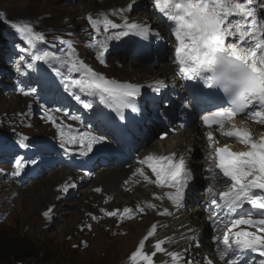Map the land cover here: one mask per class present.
<instances>
[{"label": "rangeland", "instance_id": "1", "mask_svg": "<svg viewBox=\"0 0 264 264\" xmlns=\"http://www.w3.org/2000/svg\"><path fill=\"white\" fill-rule=\"evenodd\" d=\"M83 1L90 4L88 11L87 9L82 10L84 5L81 3ZM100 1L107 2V0H0V17L18 38L15 44H9L7 37L3 36V41L0 43V243L6 240L16 242L18 245H25L31 249V254H34L36 250L40 251L36 257L15 258L13 255L7 254L2 257L0 264H130L131 253L136 250L139 241L153 224L158 226L157 232L146 242V251H152L151 246L155 244L156 240L170 239L172 243L165 245L169 251L182 254L185 252L182 240L185 235L180 230L181 223L174 224L168 215H160L164 209L159 207L161 200L154 198L157 191L150 184H147L143 189L151 195L149 197L151 203L157 205L156 209H150L154 219H133L130 224L118 226L119 219L108 217L98 209L99 214L103 216L100 218L102 224H95L96 221H92L91 215L94 210L97 212L98 203H103L100 196L119 201L127 205L128 208L134 209L133 199L142 195L135 193L124 197L123 194L129 191L125 182L135 172L129 168L136 169L141 165L136 160L126 163L122 167L123 169H119L121 162L118 165L112 159H116L118 155L112 156L108 163L103 164L106 157H102L101 153V155L91 156L92 158L87 162L82 161L80 163L82 169H91L94 164L93 168L101 171L107 169L125 171L127 172L126 177L122 181L116 182L109 180L110 178H107L108 181L106 178L103 179L105 181H101L98 180L100 179L97 178L98 176H86L87 173H79L82 170L71 172L70 169H65L62 165L65 161L70 160L68 158H79V154L74 156V151L71 155H65L64 150L59 146L60 138L57 129L44 119L45 112L52 110L57 117V123L71 124L79 132L87 131L86 123L79 122V125H82L80 127L71 118L78 117L77 110L79 111L80 107L83 108L82 104H79L70 93L65 90L67 94L62 92L64 83L67 81L66 68L57 64L49 67L42 61H33L31 55L49 51L57 56H62L67 50L66 44L62 41H72L77 54L84 62L88 57L91 59L98 57L99 50L95 46L98 38L93 33L87 16L88 14L93 15L92 8L99 9L104 6L98 5ZM124 1L130 4V0ZM147 2L153 14L150 15V19H145V21L148 20L147 24L151 27L153 34L147 38L129 35L115 40L104 51L106 65L102 64L103 71L97 69V72H103L102 74L109 79L124 83L135 81L132 84L144 85L145 83L141 82L145 76V70L156 71L154 69L158 70L171 62L169 66L171 71L169 70L167 77H159L158 81L169 85L177 79H182L174 63V37L170 35L165 20L161 22V15L155 10L153 0H147ZM254 2L264 4V0H254ZM261 14L264 15V13ZM145 15V8L140 2L136 7L131 6L128 19L133 22ZM141 21L142 19L138 22ZM159 22L166 26L163 38L169 42L160 41V38L154 34L157 32ZM14 23L31 24L36 32L43 34L44 41L38 42L35 49L30 48L21 39L18 31L12 27ZM22 49L28 50L22 51ZM28 64H33V67L28 68ZM57 68L65 76H57L55 71ZM129 68L136 69L135 71L141 73L136 72L132 75L128 73ZM72 78L76 79L77 77ZM157 86V83L152 87L144 85V88L141 89L143 94L141 93L134 101L138 111L133 112L127 108L128 113H122V115L126 118L128 116L135 118L134 124L138 126L141 115L150 112L151 106L155 103L154 98L157 97V94L154 93L151 98H148L143 89L149 88V91L156 92L154 88ZM165 90L162 87L159 92L165 94ZM26 92L27 95H25ZM68 94L69 96H67ZM77 94L81 95L82 100L92 104V119L89 121L93 126L91 132L107 138L110 128L112 139L107 141L108 144H102L111 147V152L116 151L113 135L119 131V128L112 110L100 104L98 98L88 97L79 92ZM56 109L60 111H55ZM21 135L29 137L26 141L27 147L19 146L18 140ZM175 138L171 136L168 139L170 142L167 148L173 144ZM154 142L150 146L154 144L156 147L153 149L155 150L159 147V140ZM119 152L124 154L123 151L119 150ZM90 154L92 153L90 152L88 155ZM21 157L26 161L35 160L36 162L26 164L23 169V171L26 170L24 173L21 172L19 176H13L11 173L15 171V160ZM95 161L103 165L100 166ZM144 167L147 169L146 166ZM74 173L85 176L86 180L85 178L80 180L79 176L75 177ZM56 174L62 175L61 177L64 179H54L53 176ZM52 180L54 186L51 184ZM65 183L74 184L75 187L64 192L61 190V186ZM97 188L102 191H95ZM36 190L38 191L35 192ZM46 192L47 194L50 192L51 197L43 200L42 196L45 197ZM40 196L42 200H40ZM38 201L43 206L38 207ZM117 205L111 206L110 210ZM193 206L198 205L189 204V208ZM49 210L51 211L49 212ZM45 212H49L48 217L44 215ZM96 215L98 214L96 213ZM203 218L206 220L205 214ZM89 225L92 229H86L85 226ZM173 231L177 232L174 234ZM201 234L200 230V239L203 241ZM205 237L207 238V234ZM208 242L207 245L202 246L207 249L206 254L209 258L212 246L210 240ZM189 243H192V240H189ZM169 259L167 255L159 253L155 257L156 264H169ZM185 260L190 264H203L205 261L203 256L193 260L191 254Z\"/></svg>", "mask_w": 264, "mask_h": 264}, {"label": "snow or ice", "instance_id": "2", "mask_svg": "<svg viewBox=\"0 0 264 264\" xmlns=\"http://www.w3.org/2000/svg\"><path fill=\"white\" fill-rule=\"evenodd\" d=\"M153 5L174 37V63L180 77L187 81H202L206 88L223 93V96H218V93L204 94L218 96L226 106L215 105L204 109L199 116L206 130L208 167L205 171L210 174L211 180L223 185L222 190L208 189L211 193L210 206L216 213L209 219L216 229H223V236L217 238L216 251L226 264H255L254 260L247 259L249 253L260 257L258 264H264V132L256 136L246 123L239 126L236 123V118L243 116L245 120L250 119L264 126V15L261 14L264 13V4H257L254 0H153ZM130 9L131 5L128 9H113L111 14L101 12L96 17L87 16L93 33L103 37L95 45L100 50L98 59L101 64L106 65L104 51L109 41L129 35L147 38L153 34L148 24L129 22L124 13ZM110 15L120 16L122 23H117ZM12 27L30 48L35 49L38 42L44 41L43 34L36 32L29 23H14ZM154 34L160 36L159 32ZM62 43L67 46L64 55L44 51L32 54L31 59L42 61L49 67L53 64L65 67L67 81L64 90L85 109H91L92 104L82 100L76 90L88 97L98 98L100 104L114 109L121 116L127 108L138 111L134 101L141 94L143 85L107 78L79 57L72 41ZM27 67L32 68L33 64ZM55 71L57 76L64 75L59 68ZM73 74H78L80 78H72ZM156 83V92L166 87L163 82ZM71 118L77 119L75 116ZM44 119L57 129L59 146L65 155L78 151L79 155L87 156L94 145L106 141V137L91 131L79 132L71 124L57 123L52 110L45 112ZM216 132L226 139L235 140L246 150L234 151L228 144L221 146ZM28 139L21 135L19 146L27 147ZM35 162L26 161L23 157L16 159L15 171L11 175L19 176L26 164ZM138 163L141 167L135 170L134 176L138 175L143 182L158 188L170 189L163 196L156 195L154 198H167L176 208L182 207L185 190L194 178L186 154L153 153ZM71 187L75 185L65 183L61 190L67 192ZM95 191L102 190L97 188ZM147 207L156 209L157 205L149 203ZM101 211L108 217L119 216L123 221L134 218L137 212L144 213L145 209L138 207L134 211L125 207L122 211ZM49 212L44 215L48 217ZM160 215L171 213L165 208ZM157 227L156 224L151 225L139 241L129 257L130 264H156L158 253L167 255L169 264H190L182 253L165 247L172 243L170 239H158L151 246L152 251L145 250L146 242L155 236ZM209 264L212 262L209 261Z\"/></svg>", "mask_w": 264, "mask_h": 264}, {"label": "bare ground", "instance_id": "3", "mask_svg": "<svg viewBox=\"0 0 264 264\" xmlns=\"http://www.w3.org/2000/svg\"><path fill=\"white\" fill-rule=\"evenodd\" d=\"M107 0V2L105 3L104 1L103 2H99L98 5H104L102 8H99V9H94L92 8L91 10H94L93 12V17H96L99 13L101 12H107L109 14H111V11L113 9H128V6L131 5V6H138L141 2V5L142 7L145 8V13L146 15L143 16V17H140L139 20L142 19L141 22L143 23H146L148 22V20L145 21V19H150V15L153 14V11L152 9L149 7L148 5V2L147 0H130V4L129 3H125L126 1L122 0ZM82 5H84L83 7V11H85L87 9L90 8V4H86V1H83V3H81ZM128 4V5H127ZM145 6H144V5ZM97 5V4H96ZM95 7H98V6H95ZM129 12L130 11H125L124 13V16H126L127 18H129ZM89 15V14H88ZM140 16V15H139ZM110 18L117 21V22H122V19L120 16H111L110 15ZM136 18V16H135ZM139 20H134L133 22H138ZM164 19H162L161 22H164L163 21ZM132 21V20H131ZM130 22V21H129ZM141 22H138V23H141ZM159 22V27H157V32L160 33V36L157 37V38H160V41H163L165 40L163 38V34L165 32V28L166 26L163 25V23ZM168 26V25H167ZM153 28V27H152ZM154 30V29H153ZM156 32V31H155ZM169 35V34H168ZM131 36V35H130ZM153 37V36H152ZM97 41L102 39L103 37L101 36H97ZM132 38V37H131ZM115 40H112V41H109L108 42V46L113 43ZM122 41V40H121ZM133 41V40H132ZM150 41V40H149ZM167 42H169L168 40H165ZM123 42V41H122ZM124 43V42H123ZM128 43V42H127ZM122 44V43H121ZM130 44V43H129ZM134 44V43H133ZM115 45V44H114ZM110 47V46H109ZM137 47V46H136ZM108 48V47H107ZM99 50V49H98ZM100 51V50H99ZM133 52V51H132ZM120 53V52H119ZM85 63L88 64L90 67H92L95 71H97V69L99 70H102L103 71V65L100 63V60L98 59V57H96L95 59H91V58H86L85 59ZM128 63V62H127ZM132 63V62H131ZM124 64V63H123ZM171 65V62L167 63L165 66H162L160 67V69H154L156 71H149V70H145V76L142 78V82L141 83H145L144 85H153L155 84L159 77H167L166 75L169 73V66ZM125 68V67H124ZM123 68V69H124ZM154 68V67H153ZM130 69V68H129ZM136 70V69H135ZM134 69H130V71L128 73L130 74H135L136 72H139V71H135ZM121 71V70H120ZM171 71V70H170ZM99 73H103L101 71H99ZM141 73V72H139ZM65 76V74H64ZM73 77H77V78H80L78 74H73ZM119 81V80H117ZM127 81H131V80H127ZM135 82V81H133ZM132 82V83H133ZM143 85V86H144ZM144 88V87H143ZM146 90H149V88H146ZM63 94H65L66 92L64 91V89L62 90ZM78 92V91H77ZM142 93V92H141ZM67 94V93H66ZM143 94V93H142ZM65 96V95H64ZM69 96V94L67 95ZM73 102V101H72ZM80 104V103H79ZM74 105V104H73ZM92 111L91 109H85V108H81L80 107V110L78 111L77 110V114H78V119H75L74 121H76V123L79 125V122L80 123H86L87 125V131H91V128H93V126L90 125L89 121L92 119ZM112 114V112H111ZM117 120V119H116ZM118 121V120H117ZM120 124L122 125V122H120ZM80 126V125H79ZM82 126V125H81ZM80 126V127H81ZM83 128V127H82ZM102 129L104 127H101ZM198 133V129L196 127L192 128V129H189V130H186L185 132H182L179 134V139L176 137L173 144L171 146H169L167 148V145L169 144L170 141H161L159 140V147L157 149H153V148H149L151 150L147 151V154H161L163 152V149H168V151H172L178 147H182V148H185L186 146H190V145H201L202 143L199 142L195 137H193V135L197 134ZM170 138V137H169ZM184 145H186L184 147ZM112 151V148L111 147H108L104 144H98L97 146H94L93 147V153H98V154H103V156H107V157H112V156H117L119 155L117 151H114V152H111ZM78 152V151H77ZM111 152V153H110ZM79 153V152H78ZM79 156V155H78ZM195 156H199V155H194ZM80 158L79 159H73V160H69V161H65V163L62 165L63 168L65 169H70L71 172H73V169H79L80 168V161H83V160H90V158H92L91 156H79ZM146 169V168H145ZM146 171V170H145ZM147 172L149 173V175H151V172L150 170H147ZM59 174H61L60 172H58ZM68 173V172H67ZM80 173V172H79ZM79 173L75 174L76 176L75 177H78L80 178V180H83L85 178V176H80ZM126 173L125 171H119V170H113V169H107V170H102L98 177L97 178H100L98 180H101V181H105L103 179H107V178H110L109 180H112V181H122L125 177H126ZM59 174H56L53 176L54 179H58L59 178H62L64 179L63 177H61L62 175H59ZM64 174V172H63ZM73 174V173H72ZM65 175V174H64ZM69 175V174H68ZM71 177V176H70ZM154 178V177H153ZM61 179V180H62ZM139 180L140 182L137 183L136 181ZM56 181V180H55ZM108 181V179L106 180ZM110 182V181H109ZM115 182V183H116ZM56 183V182H55ZM108 183V182H107ZM51 184H53V180L51 181ZM147 183L143 182L141 180L140 177H138V175L136 176H131L130 179L127 181L126 185L129 189L128 192L124 193L123 196H128L129 194L132 195V194H135V193H140L142 196L140 197H133V201H134V211H136V209L138 207H144L145 211L144 213H138L134 216V218L132 219H125L123 221H121L119 219V216H117L115 219H119L118 220V226L119 225H122V226H125L127 224H130V222L135 219V220H141V219H154L153 215L150 213V209L149 207H147V205L149 203H151L152 201L150 200L149 197H151V195L147 194L145 191H144V187L146 186ZM48 187H49V183L47 184ZM55 184H53L54 186ZM117 185V184H116ZM114 185V186H116ZM97 186V185H96ZM150 186L152 188H154L157 193L155 192L156 195H160V196H163L164 192H162V189L161 188H158L156 187L155 185H152L150 184ZM52 187V185H51ZM51 187H50V190H51ZM110 187V186H109ZM111 188V187H110ZM45 189H47V187H45ZM153 189V190H154ZM112 190V189H111ZM38 190H36L35 192H37ZM47 191V190H46ZM107 191V190H106ZM34 196L36 195L35 193L33 194ZM43 195V194H42ZM155 195V196H156ZM39 196V195H38ZM137 196V194H136ZM139 196V195H138ZM49 197H51L50 195V192L49 194H47V192L45 193V197L42 196V199L43 200H47ZM185 198V196H184ZM35 199V198H34ZM33 199V200H34ZM41 199V196H40V200ZM100 199L101 201L103 202L102 204L101 203H98V206L96 207V210L97 212L94 210L92 212V215H91V218L93 217H97L98 219H92V221H96L95 224L97 223H101L100 222V218H102L103 216L99 214V210L101 209H104L106 211H113L115 209H120L121 211L123 210V208L125 207H128L127 205L119 202V201H116V200H111L109 198H103L100 196ZM122 200V199H121ZM33 202V201H32ZM39 202V201H38ZM47 202V201H46ZM35 203V202H34ZM33 204V203H32ZM43 204V203H42ZM97 204V203H96ZM115 204H118L115 208H113L112 210H110V207L115 205ZM32 206V205H31ZM34 206V205H33ZM39 206H43V205H40V202L38 203V207ZM160 208L162 209H165L167 208L169 210V212L171 213V215H168L172 221H174V224H178V223H181V227H180V230L184 233V237L182 238L183 240V243L185 245V252L183 254V256L186 257L189 256L190 254L192 255V258L193 260L194 259H197V258H201L202 256L204 257L205 261L203 264H208L209 261L212 262V258L213 256H209L210 258L207 257V254H206V248L203 247L202 245H207L209 242L208 238H206V234H207V231L209 230V225L206 223L207 222V217H206V220L203 218L205 212L203 211V206L198 204V206H193L191 208H189V204H187L185 202V200H183L182 202V207L180 208H176L171 201H169L167 198L165 199H162L161 200V203H160ZM35 208V207H34ZM37 209V208H35ZM92 210V208H91ZM103 212V211H101ZM96 213L98 215H96ZM159 213V212H158ZM155 214V213H154ZM191 214V215H189ZM105 215V213H104ZM206 215V214H205ZM94 224V225H95ZM102 224V223H101ZM132 224V223H131ZM105 225V224H103ZM86 229H92L91 227L89 228V226H85ZM97 227V226H96ZM202 231V236H203V241H201L200 239V235H199V231ZM177 231H173V233L175 234ZM189 240H192V243H189ZM202 246V248H201ZM191 250H193V252H190ZM195 264H198V263H195Z\"/></svg>", "mask_w": 264, "mask_h": 264}, {"label": "trees", "instance_id": "4", "mask_svg": "<svg viewBox=\"0 0 264 264\" xmlns=\"http://www.w3.org/2000/svg\"><path fill=\"white\" fill-rule=\"evenodd\" d=\"M6 26V23L4 21H2L1 17H0V43H2V37L6 36L7 37V41L9 40V44H15L18 40L16 33H14V31L10 28H8ZM8 152H10V150H7ZM7 254L9 255H13V257L15 258H19V257H36L38 256V254H40V251L38 252L36 250V252L34 254H31V249L27 248V246L25 245H18L16 242H12V241H2L0 243V260L2 259V257H5Z\"/></svg>", "mask_w": 264, "mask_h": 264}]
</instances>
